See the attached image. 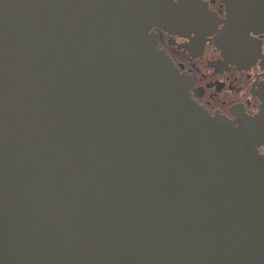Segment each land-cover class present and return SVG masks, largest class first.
Wrapping results in <instances>:
<instances>
[{"label":"water","instance_id":"water-1","mask_svg":"<svg viewBox=\"0 0 264 264\" xmlns=\"http://www.w3.org/2000/svg\"><path fill=\"white\" fill-rule=\"evenodd\" d=\"M186 3L0 0V264H264V92L191 100L151 31Z\"/></svg>","mask_w":264,"mask_h":264},{"label":"flooded vegetation","instance_id":"flooded-vegetation-1","mask_svg":"<svg viewBox=\"0 0 264 264\" xmlns=\"http://www.w3.org/2000/svg\"><path fill=\"white\" fill-rule=\"evenodd\" d=\"M180 1H187L186 25L151 31L156 47L188 79L191 100L235 126L239 118L257 115L264 92V9L252 21L226 0L172 3ZM257 150L264 154V143Z\"/></svg>","mask_w":264,"mask_h":264}]
</instances>
